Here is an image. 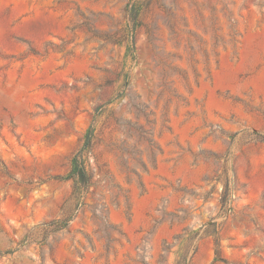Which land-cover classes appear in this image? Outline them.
Listing matches in <instances>:
<instances>
[{
  "label": "rangeland",
  "instance_id": "374dc122",
  "mask_svg": "<svg viewBox=\"0 0 264 264\" xmlns=\"http://www.w3.org/2000/svg\"><path fill=\"white\" fill-rule=\"evenodd\" d=\"M142 3L0 0V264H264V0Z\"/></svg>",
  "mask_w": 264,
  "mask_h": 264
},
{
  "label": "trees",
  "instance_id": "16d2710c",
  "mask_svg": "<svg viewBox=\"0 0 264 264\" xmlns=\"http://www.w3.org/2000/svg\"><path fill=\"white\" fill-rule=\"evenodd\" d=\"M143 0H138L139 6H141ZM140 7L136 9H132V11H136L135 15L138 14ZM258 136L264 140V136L258 134ZM93 137H94V129H90L88 134L86 135L84 142L80 146V148L73 154L71 159V166L69 175L74 181V196L78 200L77 206L82 203V197L84 196L85 192L88 190V187L92 184V175L90 171V160L89 156L91 153V148L93 144ZM232 184L231 179L226 177L224 181V187L220 197V203L222 209L225 211L232 201ZM72 220V215L65 216L64 218L51 220L48 223H45L41 226V228L45 229L46 232H53L58 231L61 229L66 228L70 221ZM214 230V229H213ZM206 232H210L209 229H206ZM215 232V231H212ZM198 235V232L188 231L185 236L182 237V241H180L181 246L178 251V255L174 264H189L191 258L195 254L197 250V243L195 239ZM30 235L27 234L24 240L22 241L23 244L26 242H30ZM216 254L217 257H220V245L218 238H216Z\"/></svg>",
  "mask_w": 264,
  "mask_h": 264
}]
</instances>
